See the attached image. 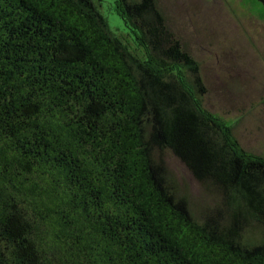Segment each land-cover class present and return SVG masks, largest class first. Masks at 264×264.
<instances>
[{
    "label": "trees",
    "instance_id": "trees-1",
    "mask_svg": "<svg viewBox=\"0 0 264 264\" xmlns=\"http://www.w3.org/2000/svg\"><path fill=\"white\" fill-rule=\"evenodd\" d=\"M102 2L0 0V264H264V154L162 0Z\"/></svg>",
    "mask_w": 264,
    "mask_h": 264
},
{
    "label": "rangeland",
    "instance_id": "rangeland-1",
    "mask_svg": "<svg viewBox=\"0 0 264 264\" xmlns=\"http://www.w3.org/2000/svg\"><path fill=\"white\" fill-rule=\"evenodd\" d=\"M175 31L201 63L207 106L243 145L264 154V5L260 0H162ZM117 35L129 29L114 9L100 8Z\"/></svg>",
    "mask_w": 264,
    "mask_h": 264
}]
</instances>
